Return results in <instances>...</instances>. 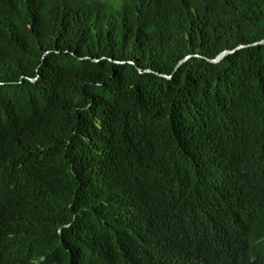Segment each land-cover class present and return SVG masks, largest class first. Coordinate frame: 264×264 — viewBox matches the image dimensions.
Masks as SVG:
<instances>
[{
  "label": "trees",
  "instance_id": "obj_1",
  "mask_svg": "<svg viewBox=\"0 0 264 264\" xmlns=\"http://www.w3.org/2000/svg\"><path fill=\"white\" fill-rule=\"evenodd\" d=\"M262 41L264 0H0V264H264Z\"/></svg>",
  "mask_w": 264,
  "mask_h": 264
},
{
  "label": "water",
  "instance_id": "obj_2",
  "mask_svg": "<svg viewBox=\"0 0 264 264\" xmlns=\"http://www.w3.org/2000/svg\"><path fill=\"white\" fill-rule=\"evenodd\" d=\"M259 46H263L264 45V41H262V42H260V44H258ZM258 45H255V46H258ZM239 50H241V49H239ZM238 50V51H239ZM234 54V52H227V53H224V54H222L221 56H219L215 61H211V63L212 64H217V63H219L221 60H223V58L224 57H227V56H230V55H233ZM189 60V59H188ZM188 60H186L185 62H183L182 64H181V66L183 65V64H185Z\"/></svg>",
  "mask_w": 264,
  "mask_h": 264
}]
</instances>
